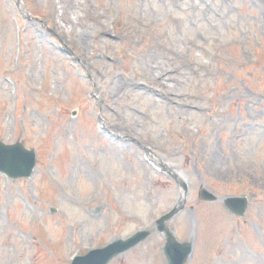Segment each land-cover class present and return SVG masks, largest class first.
I'll list each match as a JSON object with an SVG mask.
<instances>
[{
    "label": "rangeland",
    "instance_id": "1",
    "mask_svg": "<svg viewBox=\"0 0 264 264\" xmlns=\"http://www.w3.org/2000/svg\"><path fill=\"white\" fill-rule=\"evenodd\" d=\"M87 2L132 42L63 24L53 0H0V140L36 153L27 179L0 173V264H69L181 205L166 225L186 264H264V0ZM163 244L109 264H166Z\"/></svg>",
    "mask_w": 264,
    "mask_h": 264
},
{
    "label": "water",
    "instance_id": "2",
    "mask_svg": "<svg viewBox=\"0 0 264 264\" xmlns=\"http://www.w3.org/2000/svg\"><path fill=\"white\" fill-rule=\"evenodd\" d=\"M35 164V154L33 151L26 150L20 143L3 144L0 142V171L5 172L10 177L29 176ZM202 198L213 199V197L206 192L202 193ZM238 199L227 198L225 205L237 210L241 214L245 208V199H240L239 208L235 209V202ZM177 212V209L171 210L159 220V230H165L166 242L164 245V252L169 264H184L187 255L190 252V243L178 242L170 231L164 226V221L172 217ZM149 234V231H139L133 236L124 239L116 240L105 246L103 249L92 251L84 257L75 260L74 264H107V262L114 256L123 251L128 250L138 241L144 239Z\"/></svg>",
    "mask_w": 264,
    "mask_h": 264
},
{
    "label": "bare ground",
    "instance_id": "3",
    "mask_svg": "<svg viewBox=\"0 0 264 264\" xmlns=\"http://www.w3.org/2000/svg\"><path fill=\"white\" fill-rule=\"evenodd\" d=\"M54 6H53V12L54 13H59L61 15V22L63 24H68V25H74L75 23H85V25H90L93 26L94 28L97 29L95 31V34L97 36H101L106 38L107 40H116V41H124L128 42L131 41L129 40L128 35H124L120 37L119 35H113V37L108 36V32L106 27H102V21H101V14L97 12V8L92 5L91 3H88L87 0H53ZM59 11V12H58ZM76 13L77 16H74L72 18L70 15H73V13ZM96 12V13H95ZM79 13V14H78ZM138 24V23H137ZM133 25V24H132ZM134 26V25H133ZM140 27V26H139ZM138 26H134V29L129 26L125 25L122 26V28L125 30L126 34H129V31H133V33H137L139 29ZM135 33V35H136ZM132 42V41H131ZM138 88H144L143 84H137ZM112 148H115L114 146H111ZM156 169H158L156 167ZM174 173V172H173ZM178 176V175H177ZM182 177V176H181Z\"/></svg>",
    "mask_w": 264,
    "mask_h": 264
}]
</instances>
